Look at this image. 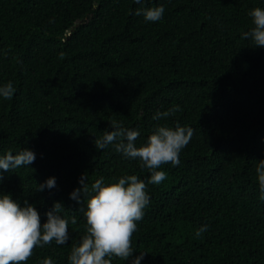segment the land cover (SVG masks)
Returning <instances> with one entry per match:
<instances>
[{
  "label": "trees",
  "instance_id": "obj_1",
  "mask_svg": "<svg viewBox=\"0 0 264 264\" xmlns=\"http://www.w3.org/2000/svg\"><path fill=\"white\" fill-rule=\"evenodd\" d=\"M163 5L160 21L134 12L133 0H0V156L27 148L35 162L0 169V193L39 213L54 202L69 221V240L37 247L26 264H69L86 234L84 211L69 198L82 175L91 186L151 173L95 139L113 121L138 130L137 146L158 125L192 127L180 164L147 184L150 203L133 233L131 264H264V192L256 168L264 159V48L242 33L264 0H145ZM63 53V58H61ZM181 111L161 120L157 112ZM54 177L56 186L35 191ZM75 217L76 224L71 223ZM208 230L196 237V231Z\"/></svg>",
  "mask_w": 264,
  "mask_h": 264
},
{
  "label": "clouds",
  "instance_id": "obj_2",
  "mask_svg": "<svg viewBox=\"0 0 264 264\" xmlns=\"http://www.w3.org/2000/svg\"><path fill=\"white\" fill-rule=\"evenodd\" d=\"M140 5L134 12L143 16L148 22L160 21L165 9L163 5L144 7L145 0H133ZM253 27L242 33V39H250L254 47L264 48V9L254 8L249 12ZM63 58V53L60 54ZM16 89L11 82L0 86V97L12 99ZM181 111L174 105L167 111L157 112L153 120L166 119ZM111 130L95 139L96 149H106L110 145L114 151L131 160H139L140 167L147 169L151 175L147 184L159 185L166 178L161 169L163 165L180 164V154L190 143L194 134L192 127H175L158 125L148 136L147 142L137 146L140 136L138 130H130L121 123L113 121ZM36 154L23 148L16 154L8 151L0 156V169L11 172L35 162ZM261 192H264V159L256 168ZM3 177L0 175V181ZM87 177L82 175L78 183L80 188L74 189L69 198L78 205L83 203V197H88L84 216L86 219V234L78 245L72 247L68 256L69 264H112L113 258L128 260L134 252L132 246L133 233L137 231V221L143 219L144 210L150 203L146 192L147 184L137 175H124L115 183L105 184L103 177L89 185ZM56 186L55 178L49 177L43 183L35 184V191L52 189ZM264 199V196L261 197ZM64 209L60 202H54L52 208L45 213L47 220L41 224L38 211L24 201L23 206L13 200L9 194L0 193V264H26L33 255L34 249L51 245H64L69 240V221L59 213ZM71 223L76 224L73 216ZM208 230V225L200 227L195 235L200 237ZM147 255L140 253L131 260V264H141ZM41 264H53L51 257L45 258Z\"/></svg>",
  "mask_w": 264,
  "mask_h": 264
}]
</instances>
